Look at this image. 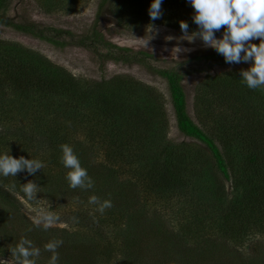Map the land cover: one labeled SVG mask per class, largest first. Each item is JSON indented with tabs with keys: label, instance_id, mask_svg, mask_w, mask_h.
<instances>
[{
	"label": "trees",
	"instance_id": "1",
	"mask_svg": "<svg viewBox=\"0 0 264 264\" xmlns=\"http://www.w3.org/2000/svg\"><path fill=\"white\" fill-rule=\"evenodd\" d=\"M171 1L174 3V0ZM104 2L109 3L123 27H128L123 22L125 10L131 9L138 18L152 3L146 0H101V3ZM186 3L190 5L188 0ZM42 6L48 12L49 4ZM173 8H176L174 4ZM190 12L194 13L192 7ZM160 20L157 22L162 23ZM0 24L12 25L38 36H42L43 32L35 30L33 23H12L3 14H0ZM197 30L189 28V31ZM93 33L86 38L102 41V35L96 29ZM80 43L88 46L85 42ZM259 43L256 41L255 44ZM16 45L0 40V155L10 146L11 151L5 153L14 158L24 156L39 160L44 167L35 175H29L26 170L16 176L0 175V182L6 183L7 188L22 192L21 185L25 184L23 174L30 176L38 185L48 180L50 173L56 172L47 184L57 185L55 194L69 196V190L65 188L68 182L65 173H62L64 166L60 162V145L72 147L87 172L97 171L98 166L93 161L94 147H105L106 158H111L110 167H105L106 177L96 190L101 196L117 201L119 211L127 215L116 232V236L120 237L123 260L139 261L144 253L150 251L153 254H162L167 250L174 252L173 241L184 240L162 212L156 208L150 213L147 211L146 208L151 207L147 204L149 195L139 194L142 186L140 179L131 184L117 180V176L124 174L123 166L138 161L143 154L147 156V161L141 163L140 178L148 181L157 193L154 195L157 199L173 198L179 195V190L183 191V195L187 194L183 197L185 202L180 204L179 200L178 204L179 209L180 206H188L192 211L190 223L181 225L183 235L191 233L189 225H193V219L198 217L213 222L216 231L224 236V241L235 240L240 245L252 231L264 232V89H249L242 82L240 71L245 68L206 74L194 89V118L186 109L182 74L178 68L154 69L167 80L178 128L193 138V141L175 142L166 136L168 120L162 95L154 87L123 74L102 82L88 80L81 83L46 57L33 55L31 49L23 48L21 52ZM27 52L31 55H24ZM204 58L225 62L215 49ZM112 59L128 60L125 56H114ZM132 59L142 61L137 54ZM84 84L86 87H83ZM2 118L6 119L2 122L9 124H3ZM91 121L94 122L92 125ZM73 135H78V138ZM6 141L12 142L7 145ZM213 160L214 165H209V161ZM207 168L215 176L210 193L201 189L202 185L197 180ZM230 177L233 189L237 191L241 188V191L226 198L224 179ZM4 192L11 194L8 189ZM130 205L136 206L132 208ZM179 209L176 210L178 214ZM169 222L170 228L166 225L168 232L163 235L161 225ZM180 222L178 218L177 224ZM87 226L95 233L100 229ZM84 232L88 235L84 234L82 240L72 243L79 255L94 249L92 237H89L88 231ZM12 233L16 235L19 232L13 230ZM27 233L33 235H29L30 239L35 240L34 232L27 228ZM150 237H156L159 245L155 246ZM166 241H170L171 246L166 245ZM201 252L204 254L207 251L204 249ZM226 252L225 258L215 256L216 259H212L214 264H222L225 260L229 264H249L239 251ZM217 254L221 253H214ZM76 258L80 257L77 255Z\"/></svg>",
	"mask_w": 264,
	"mask_h": 264
},
{
	"label": "rangeland",
	"instance_id": "2",
	"mask_svg": "<svg viewBox=\"0 0 264 264\" xmlns=\"http://www.w3.org/2000/svg\"><path fill=\"white\" fill-rule=\"evenodd\" d=\"M151 1L146 0L147 3ZM186 1L174 0L172 3L171 0H162L163 15L159 18L162 23L157 22L159 19L152 20L148 10H144L137 18L131 9H127L123 22L128 27H123L112 13L109 3H101V0H2L0 14H3L5 18L17 24L33 23L36 27L35 30H43V32H41L42 36H38L34 33L20 31L12 25L0 24V40L18 44L19 46L16 45V48L21 52L24 51L23 48L31 49L33 55L46 57L55 66L62 67L60 69H64L81 83L88 80L102 82L123 74L154 87L156 92L158 91L162 95L163 109L168 120L167 138L175 142L193 141V138L186 136L178 128L167 80L155 73L154 69L178 68V72L182 74L181 86L185 95L186 109L189 115L194 118V89L197 83L206 74L214 75L233 68L248 69L251 66V61H242L238 64L213 62L212 59L204 58L213 49L205 48L199 39L194 43L181 41L179 46L191 49V51L181 53L179 60L172 59L171 49L177 45V41L175 39L169 41L166 37L183 35L179 26L181 20L187 22L189 28L198 29L192 20L194 13L190 12L191 6ZM45 3L49 4L48 12L42 6ZM173 4L176 8H173ZM173 25H178V27H173ZM93 29L102 35V41L96 42L86 38L94 34ZM191 32L194 31H189V33ZM222 34V30L215 32L217 38H221ZM136 38L148 40L147 46L128 43ZM81 41L87 43L88 46H84L80 43ZM256 41L260 40L254 39L251 43L255 44ZM3 46L6 45L3 44ZM134 54H137L142 61L132 59ZM24 55L30 56L31 52ZM114 56H125L128 60L116 61L112 59ZM54 70H58V68H54ZM83 87H86V84ZM2 120L6 119L2 118L1 122ZM90 123L92 125L94 122ZM3 124L7 125L9 122L5 121ZM73 136L78 138V135ZM11 142L6 141L5 143L9 145ZM94 148L93 161L98 167L96 172H88L94 182V187L91 189H69V184H67L68 187L65 188L69 190V196L62 197L55 194L57 185L47 184L56 173L54 170L55 173H50L48 180H43L42 184H38L39 192L31 200L26 197L23 191H12L7 188L6 183L0 182V264H16L9 249L14 247L22 237L31 240L33 245L40 249V256L33 258L36 260V264H48L51 253L45 251L44 245L51 240L63 241V244L57 249L58 264H164V262L214 264L213 260L216 258L220 256L225 258L226 250L239 251L249 264H264V232L262 231H252L247 240L240 245L238 241L235 243V240L224 241V236L216 231L213 222L198 217L193 219L195 221L193 225H189L191 233L183 235L184 229L181 228V225L187 224L189 219H192V211L188 206H180L179 209L178 204L179 200L180 204L185 202L183 197H186L187 194L183 195V191L179 190V195L173 198L166 200L158 198V200L154 196L157 193L148 181L145 178H140L139 169L147 161V156L144 154L138 161L134 163L131 161L129 165L123 166L124 174L117 176V180L123 181L124 184H131L140 179L142 186L139 185V187L141 186L139 194L149 195L147 204L151 207L146 208L147 211L150 213L156 208L162 212L166 219L172 222V228L181 233L179 237L184 240L182 242L173 241L174 252L167 250L162 254H153L150 251L141 255L139 261L130 259L128 262L125 258L123 260L120 255L122 249L120 237L116 236V232H118L117 226L123 224L127 215L122 210L119 211L117 201L106 195L101 196L96 190L106 177L104 170L106 166L110 167L109 160L111 158L109 160L106 158L105 147ZM9 151H11L10 146L3 151V154ZM214 163V160L209 161V165H214ZM55 169L57 170V168ZM67 171L68 169L64 167L62 173H65V177ZM22 178L24 183L33 182L31 177H27L25 174ZM197 180L202 185L200 188L210 193L215 176L210 174V170L207 168ZM224 183L226 198L233 194H240L241 188L237 191L233 189L231 177L224 179ZM4 189H8L11 194L6 195ZM64 190L63 188L62 191ZM91 195H96L101 200L110 199L112 207L106 209L103 214L97 212L96 205L88 203ZM186 199L188 200V198ZM135 206L130 205L132 208ZM177 209H179V214L176 212ZM128 210H130L129 207ZM46 213H52L58 219L45 230L42 216ZM178 218L181 219V222L177 224ZM38 222H40L39 226H37ZM171 222L161 225L163 235L168 232L167 226L169 227ZM87 225L100 229L95 233ZM27 228L28 231L31 229L35 233V240L29 238L31 234L27 233ZM13 230L19 233L15 235L12 233ZM84 231H88L89 237H92L94 249L91 248L83 255H79L78 249L72 243L82 240L84 234L88 235ZM156 239V237H150V241H154L155 246L159 245ZM165 244L170 245V241H166ZM204 249L207 252L203 254L201 251ZM219 252L221 254L214 255ZM77 255L80 258H76ZM215 256L218 257L214 258ZM216 264L221 263L217 262ZM222 264L229 263L225 260Z\"/></svg>",
	"mask_w": 264,
	"mask_h": 264
},
{
	"label": "clouds",
	"instance_id": "3",
	"mask_svg": "<svg viewBox=\"0 0 264 264\" xmlns=\"http://www.w3.org/2000/svg\"><path fill=\"white\" fill-rule=\"evenodd\" d=\"M194 10L193 22L198 30L189 33L187 22L181 20L179 26L183 33L180 37H166L171 41L175 39L177 45L171 49V58L179 60V55L191 49L179 46L181 41L194 43L201 40L205 48L215 49L223 56L226 63H241L251 61V66L240 71L242 82L249 89H264V0H188ZM162 0H152L148 9L152 20L161 18ZM221 38L215 36V32L221 31ZM259 39L260 43H251ZM128 43L147 46L148 40L136 38ZM167 50V49H165ZM62 152L60 162L68 169L65 179L72 189L80 188L88 190L94 187L93 180L88 172L80 164L72 147L61 144ZM44 164L36 159H26L24 156L14 158L8 153L0 155V175L7 177L16 176L19 172L27 171L29 175H35ZM15 187V185H13ZM22 191L28 199H33L39 192L38 185L32 181L21 185ZM88 203L96 205V211L103 214L106 209L112 207L110 199L101 200L96 195H91ZM58 217L52 213L42 216L45 230L56 222ZM38 222V225L39 226ZM31 231V229H29ZM63 244L62 240H51L44 245V249L51 253L48 264H58V247ZM16 264H36L34 257L40 256V249L35 247L31 240L22 237L19 242L9 249Z\"/></svg>",
	"mask_w": 264,
	"mask_h": 264
}]
</instances>
